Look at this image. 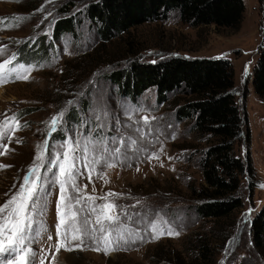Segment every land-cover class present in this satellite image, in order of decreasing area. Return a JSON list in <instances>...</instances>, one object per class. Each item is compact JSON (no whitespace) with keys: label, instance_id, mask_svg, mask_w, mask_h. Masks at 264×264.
Returning <instances> with one entry per match:
<instances>
[{"label":"rangeland","instance_id":"374dc122","mask_svg":"<svg viewBox=\"0 0 264 264\" xmlns=\"http://www.w3.org/2000/svg\"><path fill=\"white\" fill-rule=\"evenodd\" d=\"M97 1L0 0V63L15 54L16 59L6 65L5 72L20 63L35 66L26 80L0 85V127L6 132L0 147V165L5 166L0 168V205L23 182L57 113H65L64 130L59 131L64 139L72 135L82 120L88 121L95 135L97 116L110 129L106 134L116 135L119 120L120 132L134 138L135 147L143 151L137 153L129 148L130 159L123 164L117 162L112 168L101 163L91 173V182L81 162L83 175L77 178V184L82 189L87 185V195L122 194L109 199L124 206L129 213H138L133 220L145 216L148 220L162 218L167 225L161 226L171 227L179 235L152 240L150 231L145 234L144 223L132 224L143 241L125 250L105 254L103 250L86 246L71 252L65 248L56 252L58 188L50 186L43 219L53 239L48 241L46 233L39 243L32 245L36 251L43 248L47 252L45 264H264V249L254 247L250 236V222L264 206V100L255 94L251 84L252 68L264 41L258 0H243L245 9L238 29L215 25L192 27L182 23L173 12L165 20L144 23L106 43L97 38L84 16L86 6ZM67 16L81 20L78 36L66 34L53 41L54 23ZM39 41L40 50L45 49L43 58L34 54ZM170 57L226 58L232 64L236 101L243 117L241 139L235 144L234 152L243 160L247 156L254 188L251 191L247 188L248 176L242 179V206L230 217L204 219L193 209L198 201L191 189L199 190L204 185L200 160L210 140L190 130L192 121L175 120L180 100L173 96L159 104L155 90L149 89L132 103L118 96L116 86L107 78L134 59L153 63ZM85 101L91 104L90 109L86 114L77 113L80 122L70 123L68 113L72 109L77 111L80 102ZM129 109L139 111H133L129 119L126 114ZM145 116L152 135L142 138L135 129L143 126ZM87 130L85 127V133ZM143 130L148 131L146 127ZM62 143L57 145V152L63 151ZM53 153L52 149L49 158ZM153 153L155 157L150 159ZM99 172L105 176L101 178ZM104 202L96 200L97 205ZM200 241L206 247L205 256L199 251Z\"/></svg>","mask_w":264,"mask_h":264},{"label":"trees","instance_id":"16d2710c","mask_svg":"<svg viewBox=\"0 0 264 264\" xmlns=\"http://www.w3.org/2000/svg\"><path fill=\"white\" fill-rule=\"evenodd\" d=\"M258 3L264 27V0ZM244 9L243 0H99L86 6L84 16L97 38L106 43L144 23L165 20L173 12L182 23L192 27L215 25L238 29ZM80 26L81 20L75 16L62 17L52 27V40L58 41L66 34L78 36ZM40 48L39 41L34 54L43 58L45 49ZM107 78L116 86L118 96L132 103L149 89L155 90L159 104L173 96L178 98L175 120L192 121L190 130L201 138H209V146L200 160L204 185L199 190L191 189L198 201L193 206L197 216L220 220L241 208V181L248 176L247 188L251 191L253 171L247 156L243 160L234 152L241 139L243 117L236 101L234 70L229 59L170 57L153 63L134 59ZM251 80L255 94L264 100V41ZM90 107L89 102H80L77 111L72 109L68 113V121L77 124L80 122L77 113L86 114ZM63 141L62 133H54L49 153L52 149L56 153L57 145ZM250 236L254 247L264 249V206L250 222ZM198 243L200 253L205 256V245Z\"/></svg>","mask_w":264,"mask_h":264},{"label":"snow or ice","instance_id":"6c2138e0","mask_svg":"<svg viewBox=\"0 0 264 264\" xmlns=\"http://www.w3.org/2000/svg\"><path fill=\"white\" fill-rule=\"evenodd\" d=\"M15 59L14 54L11 59L0 63V85L26 80L27 74L35 67L20 63L5 72L6 65L12 64ZM133 111L139 109L127 110L129 119ZM64 116L65 113L61 111L52 117L43 145L38 146L39 150L24 175L23 182L10 199L0 205V264H45L47 252L43 248L36 251L32 245L39 243L46 233L48 241L53 239L43 219L51 194L50 186L58 188L55 224L57 243L54 246L56 252L61 248L71 252L74 248L83 249L86 246H92L96 251L103 250L105 254L125 250L127 246L143 241L139 230L130 226L132 224L144 223L145 234L150 231L152 240L164 235L178 236L179 233L173 228L161 226L167 225V221L162 218L148 220L145 216L133 220L138 213H129L124 206L109 199L122 194L108 192L102 197L87 195V185L82 189L77 184V178L83 175L81 162L82 167L89 172L91 182V173L95 172L101 163L107 168H112L117 162L123 164L130 159L127 155L129 148L137 153L143 151L142 148L135 147L137 141L134 138L125 137L120 132L119 120L115 128L117 134L111 136L106 134L110 129L99 116L96 117L95 135L88 121L82 120L77 128L72 130V135L66 136L60 145L63 151L53 153L49 158L50 139L54 133L64 130ZM104 117H107L106 111ZM12 119L15 121L16 118ZM85 127L88 129L87 133L84 131ZM145 127L148 129L147 133L143 130ZM135 131L139 132L142 138L152 135L147 116L143 118V126ZM5 135V130L0 127V147L3 146ZM153 157L155 153L149 158ZM3 167L5 166L0 165V168ZM98 175L103 178L105 173L99 172ZM107 183L105 179V184ZM92 191L95 192V187ZM98 199L105 202L97 205ZM5 253L7 255H3ZM52 259L55 260V255Z\"/></svg>","mask_w":264,"mask_h":264}]
</instances>
